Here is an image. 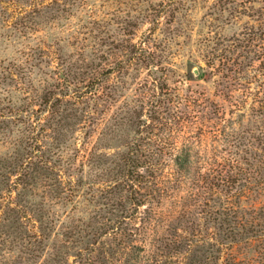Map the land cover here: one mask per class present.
<instances>
[{"label": "rangeland", "instance_id": "obj_1", "mask_svg": "<svg viewBox=\"0 0 264 264\" xmlns=\"http://www.w3.org/2000/svg\"><path fill=\"white\" fill-rule=\"evenodd\" d=\"M263 148L264 0H0V264H221Z\"/></svg>", "mask_w": 264, "mask_h": 264}, {"label": "trees", "instance_id": "obj_2", "mask_svg": "<svg viewBox=\"0 0 264 264\" xmlns=\"http://www.w3.org/2000/svg\"><path fill=\"white\" fill-rule=\"evenodd\" d=\"M45 100L47 99L45 98ZM50 101L51 99L49 97L47 103ZM58 101V98H56L55 102H51L49 118H52L54 108L56 107ZM262 151L264 153V148ZM259 161L264 164V156L262 159H259ZM132 163L134 165L128 167L126 170L123 169L124 182H129L132 178L133 180L142 181V179L145 177L144 175L153 178L155 173L154 166H139L136 164L137 158L135 157L133 158ZM37 166L38 165H35V167ZM20 167L22 168V171L17 177L15 185H21V187H23L27 181L26 177L29 175L27 169H30L33 166L26 164V167L22 165H20ZM232 168V166L229 168L223 166V170L221 169V171H217V175L215 176V188L217 189V193L222 192L224 187L227 188V190L234 187L237 188L236 192L239 191V195H243V193H245L246 189L243 190V187L237 185L241 179L232 173ZM42 169L44 171L52 170L50 167H42ZM141 169L143 170L142 173L140 171ZM257 193L258 195H264V180L261 183V191L258 190ZM239 195L228 196L225 200V205L222 206L220 203L221 208L215 211L216 221L224 223L222 227L225 225V232H219V240L220 237H222V239L219 242L220 246L217 248V252H223L224 261H222L221 264H264V201L259 207L251 208L254 211L249 215V217H247L244 214L246 210L244 206L241 205L242 203L239 200ZM245 233H249L251 235L249 237H245ZM225 240H229L231 243H233V245L225 246L223 249L222 244ZM233 248H235V250ZM247 248H254V251L257 255L254 257H245L244 259H241L238 252H241Z\"/></svg>", "mask_w": 264, "mask_h": 264}]
</instances>
